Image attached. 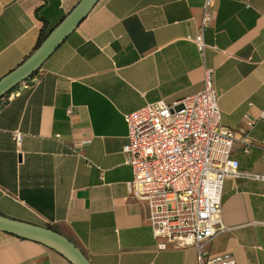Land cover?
I'll return each mask as SVG.
<instances>
[{
    "label": "crops",
    "instance_id": "1",
    "mask_svg": "<svg viewBox=\"0 0 264 264\" xmlns=\"http://www.w3.org/2000/svg\"><path fill=\"white\" fill-rule=\"evenodd\" d=\"M79 0H0V78ZM204 0H97L30 75L2 95L0 212L51 225L93 264H197L192 245L157 248L144 200L127 188L124 113L197 91L214 69L221 123L264 108V0H213L201 58L190 38ZM71 108V112L67 109ZM22 134L19 142L13 132ZM231 155L264 174V118ZM227 228L210 254L264 264V179L227 176ZM0 264H72L58 250L0 229Z\"/></svg>",
    "mask_w": 264,
    "mask_h": 264
},
{
    "label": "built area",
    "instance_id": "2",
    "mask_svg": "<svg viewBox=\"0 0 264 264\" xmlns=\"http://www.w3.org/2000/svg\"><path fill=\"white\" fill-rule=\"evenodd\" d=\"M213 0H204L196 33L190 38L204 59V29L213 18ZM197 91L167 101H146L124 113L125 161L131 165L128 191L144 200L146 217L157 248L168 243L192 245L197 264H236L231 252L210 254L208 242L227 228L221 218L222 186L227 176L264 179V174L241 170L231 155L236 134L246 138L258 116L244 114L232 128L221 123L214 69L203 65ZM5 98L0 97V108ZM71 108L67 112H71ZM17 142L21 132H13Z\"/></svg>",
    "mask_w": 264,
    "mask_h": 264
},
{
    "label": "water",
    "instance_id": "3",
    "mask_svg": "<svg viewBox=\"0 0 264 264\" xmlns=\"http://www.w3.org/2000/svg\"><path fill=\"white\" fill-rule=\"evenodd\" d=\"M96 1L79 0L24 60L4 74L0 78V97L37 69L43 59L64 39ZM0 229L38 240L58 250L72 264H93L71 239L46 224H38L0 212Z\"/></svg>",
    "mask_w": 264,
    "mask_h": 264
},
{
    "label": "trees",
    "instance_id": "4",
    "mask_svg": "<svg viewBox=\"0 0 264 264\" xmlns=\"http://www.w3.org/2000/svg\"><path fill=\"white\" fill-rule=\"evenodd\" d=\"M45 36H46V34L43 31H41L39 36H38V40H37L36 46L39 45V43L45 38ZM48 226L52 227L51 225H48ZM53 229H55V228H53Z\"/></svg>",
    "mask_w": 264,
    "mask_h": 264
}]
</instances>
